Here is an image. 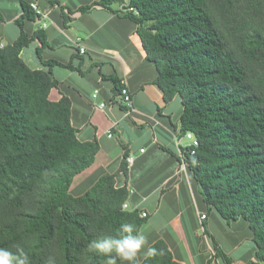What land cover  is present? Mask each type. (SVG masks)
Wrapping results in <instances>:
<instances>
[{"label":"trees","instance_id":"16d2710c","mask_svg":"<svg viewBox=\"0 0 264 264\" xmlns=\"http://www.w3.org/2000/svg\"><path fill=\"white\" fill-rule=\"evenodd\" d=\"M114 1L96 0L79 10ZM31 3L22 0L19 37L0 46V247L22 249L30 264H46L49 256L56 264H106L107 256L89 250L90 243L128 235L123 224H132L137 235L148 216L123 208L131 193L127 182L117 185L116 172L103 173L82 194L71 192L100 144L79 139L69 96L50 98L61 84L53 66L84 71L72 61L43 57L44 30L25 29L27 20L39 17ZM126 8L165 100L181 97L180 136L191 131L199 141L182 147L180 163L186 162L208 207L228 223H249L254 254L264 264V0H129ZM35 39L47 69L21 57ZM110 78L119 92L120 81ZM120 170L127 176L126 155ZM212 238L216 256L231 264ZM149 248L157 254L138 264H182L163 239ZM117 264L128 262L117 258Z\"/></svg>","mask_w":264,"mask_h":264},{"label":"crops","instance_id":"0c3cea01","mask_svg":"<svg viewBox=\"0 0 264 264\" xmlns=\"http://www.w3.org/2000/svg\"><path fill=\"white\" fill-rule=\"evenodd\" d=\"M28 1L48 14L45 19L25 22L29 34L44 30L47 46L43 57L72 61L84 71L52 67L61 84L51 90L50 98L69 96L71 121L79 129V139L96 138L100 144L94 163L75 176L71 192L82 194L105 172L117 173L118 186L127 182L131 193L128 208L148 213L139 232L147 238L139 260L147 256L153 243L163 239L182 264H225L215 254L214 237L231 264H258L249 223L244 219L228 223L215 208L208 207L191 171L181 166L182 147L189 142L180 136L182 100L176 95L166 101L155 83L157 68L147 58L138 24L128 15L129 0L85 10L79 8L96 0H57L60 6L48 0ZM22 13V0H0V46L19 37L16 19ZM77 37L84 52L76 45ZM38 45L33 40L22 49L21 57L32 68L47 69L37 55ZM110 77L131 91L134 111L130 114L119 102L118 88ZM102 103L105 106L99 107ZM125 155L133 158L127 176L120 170ZM202 214L207 217L202 219Z\"/></svg>","mask_w":264,"mask_h":264},{"label":"clouds","instance_id":"9594fccd","mask_svg":"<svg viewBox=\"0 0 264 264\" xmlns=\"http://www.w3.org/2000/svg\"><path fill=\"white\" fill-rule=\"evenodd\" d=\"M122 232L128 235H121L120 238L105 237L103 239L93 240L89 245V250H96L107 256L106 264H117V258L126 261L128 264H138V253L147 245V238L142 233L132 235L134 226L132 224H123ZM115 252L116 255H111ZM156 250L149 248L147 255H156ZM0 264H30L27 254L22 249L13 253L8 248L0 247ZM46 264H56V259L49 256Z\"/></svg>","mask_w":264,"mask_h":264},{"label":"built area","instance_id":"2783aa9c","mask_svg":"<svg viewBox=\"0 0 264 264\" xmlns=\"http://www.w3.org/2000/svg\"><path fill=\"white\" fill-rule=\"evenodd\" d=\"M31 7L38 14V16H39L38 19H45V18L48 17V14L45 13V11H42L39 8V5L36 2H32L31 3ZM128 10L137 12V9L133 8V7L128 8ZM81 44H82L81 38L77 37L76 38V45L78 47L80 46L79 49H80L81 52H84L85 51V47L83 45H81ZM119 95H120L119 96L120 97V101L119 102L123 105V107L125 108L126 112L128 114L133 112L134 111L133 96H132V93L129 90V88L124 83H122V85L120 87ZM104 106H105V103H102V104L99 105V107H104ZM110 136H111V134H110ZM182 137H185V138H187L189 140L188 144H186L185 146H194L195 147V146L199 145V141H198L197 137L191 131L186 132L185 135L182 136ZM142 151H143V149H142ZM192 153H194V149H192ZM127 162H128V164H131L133 162V158L132 157H128L127 158ZM181 166H182L183 169H185L187 167L186 162L182 160ZM123 208L127 209L128 208V204L124 203ZM141 215H142V217H147L148 213L146 211H142ZM206 217H207L206 214H202V219H205Z\"/></svg>","mask_w":264,"mask_h":264},{"label":"rangeland","instance_id":"374dc122","mask_svg":"<svg viewBox=\"0 0 264 264\" xmlns=\"http://www.w3.org/2000/svg\"><path fill=\"white\" fill-rule=\"evenodd\" d=\"M188 141V140H187Z\"/></svg>","mask_w":264,"mask_h":264}]
</instances>
